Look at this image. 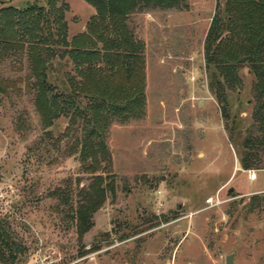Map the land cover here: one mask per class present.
<instances>
[{"label": "rangeland", "instance_id": "rangeland-1", "mask_svg": "<svg viewBox=\"0 0 264 264\" xmlns=\"http://www.w3.org/2000/svg\"><path fill=\"white\" fill-rule=\"evenodd\" d=\"M33 2L46 0H0V8ZM61 2L70 39L96 11L87 0ZM216 5L181 0L128 15L141 46L143 66L133 80L143 100L106 130L115 190L81 236L58 198L69 190L76 200L90 182L69 149L77 127L68 130L65 115L46 126L28 87L26 55L0 56V226L10 238L0 264H225L230 253L234 264H264V196L252 194L264 189V142L250 166L255 181L240 164L244 141L264 134L262 98L256 76L241 64L238 83L224 86L228 117L221 114L205 40L223 10ZM243 32L235 28L236 45ZM218 190L226 201L208 206L205 198Z\"/></svg>", "mask_w": 264, "mask_h": 264}, {"label": "trees", "instance_id": "trees-1", "mask_svg": "<svg viewBox=\"0 0 264 264\" xmlns=\"http://www.w3.org/2000/svg\"><path fill=\"white\" fill-rule=\"evenodd\" d=\"M87 1L94 5L96 13L86 23V30L70 39L63 2L59 6L57 0H46L45 5L33 2L25 7L0 8V56L26 55L28 87L34 93L42 122L49 126L65 115L71 125L67 129L77 127L76 133H69L73 140L69 149L79 156L80 169L90 175V182L77 192L76 200L71 199L69 190H59L58 198L68 207L78 236L92 227L93 214L102 206L107 193L115 190L106 130L114 118L125 120L143 100L141 86L133 80L143 66L141 46L127 27L126 19L137 8H171L181 2ZM220 1L217 0L216 6L223 4V10L219 8L213 16L205 37L207 64L216 70L211 74L210 88L222 106V116L227 118L224 86L238 83L236 70L246 64L257 78L262 98L259 108L262 115L258 119L264 129V0ZM237 26L244 30L238 45L233 39ZM68 66L71 67L66 70ZM122 79L127 85L118 86ZM5 92L0 81V93ZM262 135L244 141L242 167L251 168L258 158L256 148L264 142ZM9 240L0 226L1 259L4 258L2 247H8Z\"/></svg>", "mask_w": 264, "mask_h": 264}, {"label": "built area", "instance_id": "built-area-1", "mask_svg": "<svg viewBox=\"0 0 264 264\" xmlns=\"http://www.w3.org/2000/svg\"><path fill=\"white\" fill-rule=\"evenodd\" d=\"M243 170L246 172L249 181H255L257 179V174H256L257 171L254 168H244ZM252 194L254 195L260 194L264 196V189L258 190L257 192L252 193ZM205 200H206L207 205L210 207L220 205L226 201L221 198L220 190L216 191L214 194L205 198Z\"/></svg>", "mask_w": 264, "mask_h": 264}, {"label": "water", "instance_id": "water-1", "mask_svg": "<svg viewBox=\"0 0 264 264\" xmlns=\"http://www.w3.org/2000/svg\"><path fill=\"white\" fill-rule=\"evenodd\" d=\"M233 187L231 186L229 188V192H232L233 191ZM225 264H234L233 261H232V253L228 254L226 257H225Z\"/></svg>", "mask_w": 264, "mask_h": 264}]
</instances>
